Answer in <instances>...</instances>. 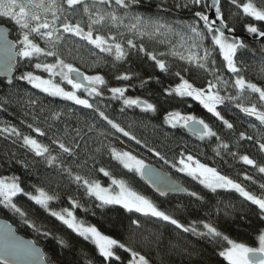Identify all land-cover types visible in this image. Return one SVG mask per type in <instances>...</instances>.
I'll list each match as a JSON object with an SVG mask.
<instances>
[{
    "label": "snow or ice",
    "instance_id": "1",
    "mask_svg": "<svg viewBox=\"0 0 264 264\" xmlns=\"http://www.w3.org/2000/svg\"><path fill=\"white\" fill-rule=\"evenodd\" d=\"M166 3L167 0H161L157 5L160 11H169L163 6ZM229 3L237 10L236 14L253 21L245 24L246 34L251 36L254 42L264 39V30L258 26L264 24V0L259 3L258 0H229ZM138 7H144L142 0H0V19L11 23L16 31V38L10 39L12 29L0 27V75L7 79L9 85L14 79L25 81L43 94L91 109L115 132L137 145L143 144L148 148L146 142L138 139L101 110L95 98L103 97L104 90H107L110 99L121 102L122 111L125 108H138L144 113H157V104L140 96L127 95L129 87L134 85L108 87V81L102 73L88 74L69 59L99 67L100 54L112 57L113 63L126 62L132 54H136L153 62L161 73H171L174 82L163 89L167 97L178 98L182 102L188 99L198 102L233 133L236 132L234 124L219 110L220 106L226 103L234 104L235 108L247 117L254 118L259 126L264 127V86L247 79L243 74L247 68L239 57L245 50H249V45L235 34L234 28L229 27L221 0L211 2L175 0L174 7L177 12H191L190 19L179 21H169L159 15L137 12L135 8ZM77 38L83 42L84 48L79 44H66L67 40L75 41ZM145 41L162 45L165 50L158 51L156 48L150 50L146 47ZM84 51L88 52L87 60L83 55ZM217 56L221 57L223 71L221 67H217ZM169 58L185 62V73L191 68L203 71L211 78L206 80L204 86H197L180 71L172 72ZM21 63L31 70L15 77L14 74ZM38 71L47 75L37 74ZM224 72L229 75L226 77ZM260 72L264 74V66L260 68ZM134 78L139 79V75L127 71L115 77L117 81L124 82H131ZM152 79L154 77L151 76L140 79V86L144 87ZM177 80L178 82H175ZM65 85L71 86V90ZM230 88L235 94L229 91ZM253 96L256 97L255 101H252ZM28 103L35 105L37 101L29 99ZM3 107L4 102H0V108ZM61 116L60 112L50 113L53 122L59 121ZM164 123L171 129L186 130L201 141L216 138L217 155L221 150L227 151L234 159L252 166L259 174H264V164H259L247 154L231 152L230 145L224 142L203 118L175 108L166 112ZM34 124L35 121L27 127L40 137H46L49 143H43L36 136L21 132L15 125L7 123L0 125V135L12 139L14 143L19 141L26 153L32 154L47 169L66 176L78 190L82 188L84 195L93 205L91 208L84 207L78 199L68 197L70 207L54 210L50 204L58 200L59 196L50 192L46 186L30 184L15 173L0 175V205L24 218V222L30 223L37 233H40V228L16 203V197L21 194L85 241L90 242L105 264H113V261L118 264H151V260L142 251L106 234L96 224L78 217L76 215L78 209L82 208L85 214L90 212L95 216L97 210L121 206L127 213L139 214L143 219L167 222L184 233H192L212 242H226L227 247L219 251V256L223 257L227 264H264V230H258V246H251L246 242L229 238L212 223L200 222L199 225L196 221L187 225L182 223L156 201L137 191L127 179L117 177L104 167H99L96 171L108 178L107 185L90 175L81 174L79 169L95 168V156L87 150L84 136L87 133H95L97 138L107 139L108 132L102 131L94 124H87L85 125L87 133L81 128L72 129L70 132L65 127L64 130H52L49 135L40 127H34ZM252 127L256 130L257 125L253 124ZM241 140L252 141L253 137L241 131L238 133L237 143ZM262 141L264 136H258L256 142L259 150L264 152ZM105 147L113 161L147 181L161 196H167L172 191L186 192L197 200L203 199L197 192L190 191L181 183L171 180L169 176L161 175L152 165L146 163L145 159L131 150L117 149L111 144L104 145L101 142L96 152L99 153ZM149 150L165 164H170L171 168L212 193L219 190L238 193L246 202L256 206L261 219H264V183L254 180L253 176L243 173L245 181L258 186V193L249 190L245 184L224 174L217 167L202 162L191 152L181 151L178 159L169 160L155 148ZM11 158L15 159V154ZM90 159L93 160L92 165H88ZM16 162L27 171L33 169L37 161L19 159ZM74 168L77 170L74 171ZM28 175L32 173L28 172ZM26 187H30L32 191H26ZM130 224L137 229L142 227L141 219H131ZM201 227L203 231L200 230ZM42 234L51 235L49 232ZM59 243L64 245L66 241L60 238ZM118 250L127 253L126 260H122ZM0 264H49V257L36 246V241L20 240L12 228L5 225L0 228Z\"/></svg>",
    "mask_w": 264,
    "mask_h": 264
},
{
    "label": "trees",
    "instance_id": "2",
    "mask_svg": "<svg viewBox=\"0 0 264 264\" xmlns=\"http://www.w3.org/2000/svg\"><path fill=\"white\" fill-rule=\"evenodd\" d=\"M259 2L261 0H258ZM142 3L144 7L135 8V11L146 15H159L169 21L191 18V12L189 11L177 12L174 7L175 0H167V3L163 5L169 11H160L157 7L161 0H142ZM221 7L229 27L234 28L237 32H245V24L253 22L250 18L236 14L237 10L230 5L229 0H221ZM0 22L12 29L10 35L15 39L16 31L11 23L3 19H0ZM258 26L264 30V24ZM245 43L249 45V50H245L239 57L247 68V71L243 74L247 79L264 86V74L260 72V68L264 66V41L250 42L245 40ZM66 44H79L81 48H84L83 42H80L78 38L75 41L67 40ZM145 44L150 50L152 48H156L158 51L165 50L162 45L147 41H145ZM61 50L64 51L63 48ZM83 55L87 60L88 52L84 51ZM100 55L99 67L69 59L88 74L102 73L108 81V87L134 85V87H129L127 95L140 96L157 104V113H144L138 108H125L122 111L121 102L110 99V93L107 90H104L103 97L95 98V102L101 106V110L105 111L111 119L116 120L128 131H131L138 139L146 142L148 148H145L143 144L137 145L129 138L115 132L91 109L75 105L74 102L62 98L43 94L39 90L33 89L27 82L18 79H14L13 83L9 85L6 78H0V102H4V107L0 108V125L5 123L15 125L21 132L34 135L43 143H49L46 137H40L31 131L27 125L33 124L35 121L34 127H40L51 135L52 130H64L65 127L70 132L72 129L81 128L83 132L87 133L85 125L94 124L102 131L108 132L109 135L107 139H104V137L97 138L95 133H87L84 136L87 141V150L95 156V168L85 167L79 169L81 174L90 175L107 185L109 183L108 178L96 171L99 167H104L112 171L117 177L127 179L137 191L156 201L165 210L174 214L182 223L186 225L193 221H196L198 225L200 222L212 223L229 238L246 242L249 245H257L258 230H264V219H261L256 206L246 202L234 191L219 190L217 193L210 192L196 181L171 168L170 164H165L149 149L155 148L169 160L178 159V154L181 151L191 152L200 158L202 162L217 167L224 174L245 184L249 190L258 193V186L250 181H245L243 173H248L260 183H264V174H259L252 166L234 159L227 151L221 150L220 154L217 155L215 149L218 141L216 138L201 141L186 130L171 129L169 125L164 123V116L167 111L179 108L181 111L190 112L203 118L224 142L230 145L231 152H239L241 155L247 154L259 164H264V152L259 150L256 140L258 136H264V127L259 126L254 118L247 117L235 108L234 104L226 103V105L220 106L219 110L226 119L234 124L236 132L233 133L224 127L222 122L203 109L198 102L191 99L182 102L178 98L167 97L163 93V89L173 84V77L171 73H161L154 66V63L148 59L132 54L126 62L113 63L112 57L106 54ZM216 61L217 67H221L223 71L220 63L221 57L217 56ZM169 64L172 72L180 71L197 86H204L206 80L211 78L203 71H196L191 68L185 73L186 64L178 59L169 58ZM28 70H31V68L25 67L21 63L16 70L15 77ZM125 71L137 73L139 79L134 78L131 82L117 81L115 77ZM38 73L47 75L40 71ZM224 75L227 77L229 74L224 72ZM149 76L154 77V79L141 87L140 79H147ZM155 77L159 79L157 80ZM175 82H178V80ZM229 91L235 94L233 89L230 88ZM29 99H35L37 103L30 105L28 103ZM255 100L256 97L253 96L252 101ZM51 112L62 113L61 119L53 122L50 119ZM253 124L257 125L256 130L253 129ZM241 131L252 136L253 140H241L237 143L238 133ZM101 142L104 145L111 144L117 149L133 151L134 154H138L145 159L147 163L156 164L168 171L169 174L182 182L187 189L197 192L203 199L197 200L187 193L169 194L164 197L156 195L137 174L128 172L113 161L106 147L97 153L96 149L100 148ZM83 146L82 143V148ZM13 154H15V159L11 158ZM19 159L28 161L35 159L37 162L33 169L26 171L22 165L16 162ZM92 164L93 160H88V165ZM76 170L74 168V171ZM28 172H31L32 175H28ZM13 173L20 175L22 180L30 184L46 186L50 192L58 195L59 199L52 201L50 204V207L54 210L70 207L68 197L78 199L84 207H93L92 202L84 195L82 188L78 190L77 186L70 182L66 176H61L56 171L47 169L32 154L26 153L19 141L14 143L12 139L0 135V175H11ZM26 191H32V189L26 187ZM16 203L28 213L29 218L40 228V233H37L30 223L26 224L24 218L2 205H0V216L11 221L21 234L33 238L41 245L49 257V264H105L97 249L90 242L85 241L78 234L68 229L62 222L42 210L27 197L22 194L19 195L16 197ZM76 215L96 224L106 234L121 239L137 250L142 251L150 258L151 264H227V261L219 256V251L223 247H227L226 242H212L192 233H184L167 222L143 219L139 214L127 213L121 206L97 210L95 216L91 215L90 212L85 214L81 208L76 211ZM131 219H141L142 227L137 229L132 226L130 224ZM200 230L203 231V228L201 227ZM44 232H49L51 235L44 236L42 234ZM60 238H63L66 244L61 245L59 243ZM118 254L122 260L127 259V253L123 250H118ZM113 264H118V262L113 261Z\"/></svg>",
    "mask_w": 264,
    "mask_h": 264
},
{
    "label": "water",
    "instance_id": "3",
    "mask_svg": "<svg viewBox=\"0 0 264 264\" xmlns=\"http://www.w3.org/2000/svg\"><path fill=\"white\" fill-rule=\"evenodd\" d=\"M209 2H211V0H209ZM0 27H8V28H10L9 26H7L6 24H3V23H1V22H0ZM10 34H11V32H10ZM235 34H236L237 36H239V37L245 39V40H248V41H250V42H254L253 38H252L251 36H249L248 34H246V32H241V33H240V32H237V31L235 30ZM9 38H10V39H14V38L11 37V35H9ZM261 41H264V39H261V40H259V41H255V42H261ZM15 73H16V72H15ZM14 75H15V74H14ZM1 77H2V78H5L4 76L0 75V78H1ZM148 164L152 165L157 171L160 172L161 175L169 176L171 180H173V181H175V182H178V183H181V184H182V182H180L177 178H175L173 175L169 174L168 171L162 169L161 167L157 166L156 164H152V163H148ZM142 180H143V179H142ZM143 181H144V183L147 185V187H148L153 193H155L156 195H158V196H160V197H164V196H161L151 184H149V183H148L147 181H145V180H143ZM182 185H183L185 188H187L184 184H182ZM183 193H186V192H172V191H170V192L168 193V195H169V194L179 195V194H183ZM5 225L10 226V227L12 228V230L14 231L15 235H16L20 240H23V241H30V240H31V241H35V240H34L33 238H31V237H27V236L21 234V233L17 230L16 226H15L11 221H9L8 219L3 218V217L0 216V228H2V227L5 226ZM36 246H38L40 249H42V251L45 253V251L43 250L42 246L39 245L37 242H36ZM45 254H46V253H45Z\"/></svg>",
    "mask_w": 264,
    "mask_h": 264
},
{
    "label": "rangeland",
    "instance_id": "4",
    "mask_svg": "<svg viewBox=\"0 0 264 264\" xmlns=\"http://www.w3.org/2000/svg\"><path fill=\"white\" fill-rule=\"evenodd\" d=\"M37 74H41V75H43L42 73H37ZM46 76V75H45ZM69 90H71V86H67V85H65ZM147 163V162H146ZM258 243V242H257ZM251 246H258V244L257 245H251Z\"/></svg>",
    "mask_w": 264,
    "mask_h": 264
}]
</instances>
